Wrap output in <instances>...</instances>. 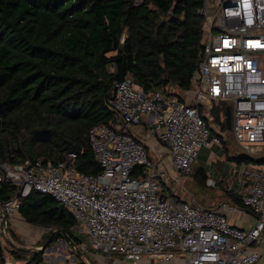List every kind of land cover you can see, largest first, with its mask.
Instances as JSON below:
<instances>
[{"label": "built area", "instance_id": "1", "mask_svg": "<svg viewBox=\"0 0 264 264\" xmlns=\"http://www.w3.org/2000/svg\"><path fill=\"white\" fill-rule=\"evenodd\" d=\"M198 12L204 18L202 57L185 98L144 93L130 76L116 83L109 102L115 123L88 132L100 172H79L74 151L58 163L0 164V183L17 188L13 199L0 204V225L18 213L19 199L37 191L69 211L72 230L107 264L258 262L262 251L246 249L264 246V171L229 166V189L235 185L244 208L256 216L250 230L229 224L227 214L237 206L222 202L205 209L171 189L180 184L179 175H189L199 150L216 143L205 118L220 103L231 105V130L240 148L249 155L264 152V0H202ZM145 117L161 131L157 139L166 150V160L159 155L155 165L146 146L127 134Z\"/></svg>", "mask_w": 264, "mask_h": 264}, {"label": "trees", "instance_id": "2", "mask_svg": "<svg viewBox=\"0 0 264 264\" xmlns=\"http://www.w3.org/2000/svg\"><path fill=\"white\" fill-rule=\"evenodd\" d=\"M201 6L202 0H0V164L58 163L77 145L75 168L97 175L101 168L88 132L115 123L109 102L116 83L130 76L144 93L181 101L191 90L203 49ZM227 106H214L212 118H205L214 126L209 138L214 136L215 149L224 144L215 130H227ZM223 149L230 162L264 167V153L231 155ZM193 168L189 176L205 185L206 170L196 166L193 173ZM222 181L227 203L246 209L226 190L227 177L219 185ZM16 191L10 181L0 183V204ZM19 203L25 223L56 230L60 237L65 233L76 246L83 243L72 231L76 224L69 211L59 210L51 196L32 191ZM9 254L12 263L0 242V264H45L43 252ZM72 264L88 263L76 256Z\"/></svg>", "mask_w": 264, "mask_h": 264}, {"label": "rangeland", "instance_id": "3", "mask_svg": "<svg viewBox=\"0 0 264 264\" xmlns=\"http://www.w3.org/2000/svg\"><path fill=\"white\" fill-rule=\"evenodd\" d=\"M229 106L231 105L229 104ZM215 132L224 136V144H222L221 149H223L225 145L229 154H243V150L233 139L231 129L221 131L220 128L217 127ZM261 145L264 149V144ZM163 151H165V149ZM214 154L219 153L212 148L200 149L199 156L194 163L193 173L196 166H202L209 174L210 179L214 178L218 181L217 183H219L221 177L218 174L212 175L210 173V164L207 163ZM162 155L166 160V153L163 152ZM148 159L152 165H155V160L152 159L149 152ZM219 168L221 169L223 176H228L229 181H231L232 177L230 176V173L227 172V170H224V165ZM167 169L170 173L173 174V171L170 168ZM213 169H215V167H213ZM179 179L180 184H176V186L171 185V189L174 190L176 196L182 201L193 202L208 209H212L219 203L228 201V199L226 198L228 193L223 191V181L220 182V185L218 184V188H216L217 185H215V188H211L207 186V181L203 186L196 183L193 178V174L192 176H186L184 174L179 175ZM222 179L224 180V178ZM64 209L66 208L64 207ZM14 216L16 217L14 218L15 220L8 221L7 219V224L5 226L3 224L0 225V242L2 247L5 249V257L9 263L13 262L9 254L10 250L25 248L28 249V251L43 252V260L45 264H72L74 261H76V256L74 255L76 251L80 252L79 258L85 263L107 264L105 263V258L103 256H101L97 252L90 251L89 247H87V239L83 235L78 234L80 237H82L81 239L83 240V243L81 245H85V249H82L81 245L77 247H70L68 241L66 240L65 242H63L64 237H60L58 235L59 233L56 230H48L41 227L29 225L25 223L21 217L18 216V213ZM73 232H77V230ZM46 237H48V239H45ZM40 245L42 247H39ZM252 248L257 249L256 251H260L262 249V247L259 248L258 246H253ZM262 251L263 254L256 264H264V248ZM112 259L117 260L120 259V257L114 256ZM122 264L132 263L124 262ZM175 264L178 263L176 262Z\"/></svg>", "mask_w": 264, "mask_h": 264}, {"label": "crops", "instance_id": "4", "mask_svg": "<svg viewBox=\"0 0 264 264\" xmlns=\"http://www.w3.org/2000/svg\"><path fill=\"white\" fill-rule=\"evenodd\" d=\"M148 118L145 117L142 121V123L138 126L135 127H128L127 129V134L132 136L136 141L143 143L149 154L151 155L152 159L157 160L159 159V155H162L163 152L166 153V150L163 151V147L160 145L158 139H157V134L160 133L161 131L157 129V127L153 124L150 125L148 124ZM208 124L209 128H214L213 125ZM214 140V136H212V140ZM212 149H215V146L211 147ZM264 150V149H263ZM215 151H218L219 154H214L210 160L207 162L210 165V173L212 175H219L221 177L220 180H222V178H224L222 171L219 167H221L222 165H224V170H227V172L230 173V162L226 155L224 154V152H222V150L218 147L217 149H215ZM264 153V152H263ZM199 156V155H198ZM213 167H215V169H213ZM262 171H264V167H260L258 168ZM207 175V186L208 187H214L215 185H217L216 188H218V181L215 180L214 178L209 177V174L206 172ZM231 176V175H230ZM228 177V176H227ZM228 187H227V191H233L234 192V188L235 185H233L232 188L229 189V185L231 183V181H229V177H228ZM19 216V214H18ZM20 217V216H19ZM228 217V222L230 225L238 227L240 229L243 230H250L252 229L255 224H256V216L249 210V209H239L233 213H228L227 214ZM14 218H16L15 216L11 217V219L9 220H15ZM253 246H257V245H252L250 247H248L246 249V252H256L257 249L252 248ZM260 248V247H259ZM264 246H262L261 251L263 250ZM263 254V251H262ZM262 256V255H261ZM179 261V260H176ZM176 262H173L172 264H175Z\"/></svg>", "mask_w": 264, "mask_h": 264}, {"label": "water", "instance_id": "5", "mask_svg": "<svg viewBox=\"0 0 264 264\" xmlns=\"http://www.w3.org/2000/svg\"><path fill=\"white\" fill-rule=\"evenodd\" d=\"M225 124H226L227 129H231V110H230V107H229V106H227L226 109H225ZM71 149H72V151H74L76 154H79L80 151H81L80 147L77 146V145H72V146H71ZM57 208H58L59 210H62L64 207H63L62 204H59V205L57 206ZM62 236L64 237L63 242H65V241L67 240L68 243H69V245H70V247H76V245L71 241V239L69 238V236H68L67 234L62 233ZM22 250H28V249L22 248ZM75 255L79 257L80 252H79V251H76V252H75Z\"/></svg>", "mask_w": 264, "mask_h": 264}]
</instances>
